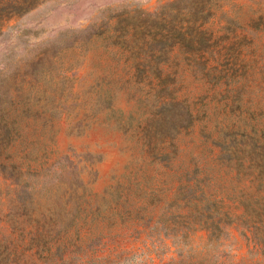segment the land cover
<instances>
[{
	"label": "rangeland",
	"instance_id": "1",
	"mask_svg": "<svg viewBox=\"0 0 264 264\" xmlns=\"http://www.w3.org/2000/svg\"><path fill=\"white\" fill-rule=\"evenodd\" d=\"M170 1L48 0L2 25L0 75L12 78L7 84L10 92L18 101L29 94L39 99L46 86L35 73L44 71L54 82L47 91L56 96V111L50 115L43 103H37L22 122L23 145L18 143L9 150L0 142V159L10 161L12 157L32 168L45 161L72 162L80 170L87 200L100 201L105 195L111 202L108 195L116 189L123 199L129 193L131 203L141 209L138 214H117L112 206L97 214L85 245L77 244V235L66 241L72 253L65 264H264L263 256L248 246L238 223L210 243L206 231H197L191 235L188 248L163 230L170 222L165 213L173 208L169 189L173 187L174 193L183 187L192 176L186 171L211 159L219 134L227 130L231 137L240 139L248 117L264 126V0H216L215 16L206 26L214 38L210 57L214 72L206 73L178 49L171 55L167 69L178 73L177 94L182 100L188 98L197 117L194 127L182 129L177 139L182 148L190 147L176 158L177 173H165L159 159L147 167L154 170L149 177L137 173L153 161L142 151L139 140L141 128L151 118V98H146L149 87L141 88L129 80L124 58L103 37H83V29L92 25L98 29L111 13L135 6L154 12ZM74 40V46L58 51ZM55 182L58 180L50 185ZM9 185V177L0 175V226L4 227V215L10 209L15 212L12 219L26 213L22 208L14 209L18 197ZM60 198L67 201L70 195ZM40 200L44 206L52 202L41 198L36 200L38 205ZM181 205L179 201L176 206ZM24 222L30 225L33 219L27 217ZM176 223L181 231L184 221L177 218ZM89 229L87 225L84 234ZM4 234L7 239H0V261L3 254H11L9 263L2 260L4 264H54L59 259L48 260L40 254L38 243L30 245L17 229ZM204 247L205 256L201 254Z\"/></svg>",
	"mask_w": 264,
	"mask_h": 264
},
{
	"label": "trees",
	"instance_id": "2",
	"mask_svg": "<svg viewBox=\"0 0 264 264\" xmlns=\"http://www.w3.org/2000/svg\"><path fill=\"white\" fill-rule=\"evenodd\" d=\"M45 1L48 0H0V35L3 34L4 23L31 12ZM216 7V0H173L154 12L135 6L111 13L98 29L92 25L82 30L86 33L83 36L86 40L100 36L108 41L119 57L124 58L129 80L141 88L149 87L146 98H151V118L141 128L139 140L142 151L153 161L137 171L141 177L147 178L150 172H154L147 168L152 167L154 159L162 160L158 165L165 173H177L174 166L176 158L190 148H182L177 139L182 129L188 131L194 127L197 117L188 98L182 100L178 96L175 87L178 73H169L167 65L178 49L206 73L215 71L210 63L214 38L206 26L214 18ZM76 38L79 44L80 37ZM75 40L63 49L59 47L58 51L61 53L74 46ZM59 52L55 51V56ZM35 77L46 86L39 99L29 94L18 101L7 86L12 78L0 75V142H5L9 150L18 147V143L23 145L26 138L22 122L37 103H43L45 111L55 115L53 105L56 96L47 91V86L54 83L53 79L41 70L35 73ZM246 125L240 139L231 137L227 130L221 132L219 141L210 151L211 159L202 167L188 169L186 172L192 176L186 179L183 187L174 193L173 187L169 189L172 191L170 206L173 208L165 213L170 222L163 226V230L165 235L172 236L183 247L188 248L191 235L197 231H206L210 243L221 239L228 228L238 223L248 246L264 258V126L253 122L250 117ZM61 163V160L54 163L45 161L40 167L32 168L31 165L23 166L12 157L10 161L0 159V175L9 177V186L18 197L15 203L18 207L20 204L14 209L22 208L26 212L20 214L18 220L12 219L13 209L4 215L6 226H0V239H7L5 230L17 229L30 245L38 243L40 254H45L48 260L59 256L54 264H65L69 260L72 252L68 250L66 241L71 235H77L80 246L88 242L87 235L93 232L97 214L108 211L112 206L117 214L124 211L133 215L141 210L131 203L129 193L123 199L116 189L108 195L111 202H107L105 195L100 201L95 198L87 200L78 166L72 162ZM69 175L71 179L63 183ZM56 179L58 182L50 185ZM82 189L83 193L80 192ZM68 193L69 200L60 198ZM41 198L52 199V202L44 206L40 200L38 205L36 200ZM179 201L182 205L177 207ZM90 215L92 221H88ZM27 217L36 225L33 222L26 225ZM177 218L184 221L181 231L175 227ZM87 225L90 229L84 234ZM72 230L73 234L70 233ZM201 254L207 255L205 247ZM10 256L3 254L0 264H4L2 260L9 263Z\"/></svg>",
	"mask_w": 264,
	"mask_h": 264
}]
</instances>
